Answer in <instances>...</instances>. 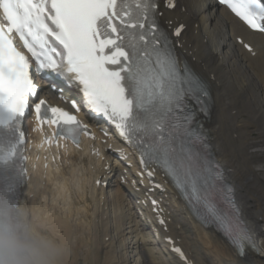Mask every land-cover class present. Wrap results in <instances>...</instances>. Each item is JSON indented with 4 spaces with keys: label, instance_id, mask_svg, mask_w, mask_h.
Masks as SVG:
<instances>
[{
    "label": "snow or ice",
    "instance_id": "1",
    "mask_svg": "<svg viewBox=\"0 0 264 264\" xmlns=\"http://www.w3.org/2000/svg\"><path fill=\"white\" fill-rule=\"evenodd\" d=\"M219 3L250 29L264 32V0ZM164 6L175 8V0H164ZM158 8L159 0H0V205L19 206L18 187L25 174L16 163L24 144L21 118L29 97L37 95L29 56L17 48L18 39L37 71L51 69L76 82L87 107L114 125L142 163L163 167L244 257L246 245L255 246L239 220L231 189L218 186L222 174L202 167L192 147L202 138L191 130L194 114L186 110L185 99L191 94L198 100L207 97V89L179 68L168 34L158 23ZM182 28L176 27L177 37ZM44 104L35 103L37 122L57 129L45 143L71 139L78 145L81 131L89 135L76 116L57 107L42 111ZM217 192L230 208L215 206ZM175 251L183 257L179 248Z\"/></svg>",
    "mask_w": 264,
    "mask_h": 264
},
{
    "label": "bare ground",
    "instance_id": "2",
    "mask_svg": "<svg viewBox=\"0 0 264 264\" xmlns=\"http://www.w3.org/2000/svg\"><path fill=\"white\" fill-rule=\"evenodd\" d=\"M167 18L173 25L175 19L183 20L187 25L180 50L181 59L188 62L209 88L212 103L207 128L213 151L224 165L226 179L235 187L255 247L240 262L229 247L212 232L194 223L184 208L172 199L167 203L172 220L170 229L175 231L174 237L180 240L194 264H264V171L252 167L258 158L250 152L264 147V47L257 52L255 60L246 61L231 41L239 36L251 39L252 35L208 0H176L175 11ZM80 163L75 161L73 165ZM36 167L40 169L39 165ZM64 167L58 174L61 192L55 193V199L60 197L64 205V218H59L58 212L61 211L57 210L55 203L46 201L44 192L38 191L42 189L40 172L33 173L34 187L29 190L28 186L21 203L22 207L31 211L46 236L65 244L67 251L63 264L77 263L74 259L76 255L73 258L72 254H76L74 251L78 243L80 248L82 244L86 246L83 234L78 235L79 231L76 234L74 227L70 226L72 208L81 207V202L75 203V200L84 202L82 210L87 213L84 222L89 232L86 264L172 263L161 259L156 249L142 239L132 216L125 214L123 195L114 190L110 199L113 232L117 240L123 239L122 245L117 248L110 238L109 228L102 226L99 231V225L96 228L93 224L96 214L104 212L107 204L106 197L101 199V194L92 185L98 177L97 172L90 166L86 167L84 187L80 190L79 187L69 186V168ZM30 195L34 196V200L27 199ZM53 210L52 214L50 211ZM107 216L108 213H101V219ZM100 233L103 234L102 239L99 238ZM130 247H133L132 252L128 251Z\"/></svg>",
    "mask_w": 264,
    "mask_h": 264
},
{
    "label": "clouds",
    "instance_id": "3",
    "mask_svg": "<svg viewBox=\"0 0 264 264\" xmlns=\"http://www.w3.org/2000/svg\"><path fill=\"white\" fill-rule=\"evenodd\" d=\"M41 227L30 210L0 205V264H63L65 244Z\"/></svg>",
    "mask_w": 264,
    "mask_h": 264
},
{
    "label": "rangeland",
    "instance_id": "4",
    "mask_svg": "<svg viewBox=\"0 0 264 264\" xmlns=\"http://www.w3.org/2000/svg\"><path fill=\"white\" fill-rule=\"evenodd\" d=\"M262 158H264V156H263ZM258 159H259V160H263V159H261V157H258ZM256 163H257V162H256ZM253 166H254V167H259V166H256L255 163L252 165V167H253ZM254 167H253V168H254ZM260 168H264V166H261ZM254 169H255V168H254ZM257 170H258V169H257ZM47 176H48V175H47ZM46 182H47V181H46ZM41 188H42V186H41ZM79 188H80V187H79ZM80 190H81V188H80ZM55 198H56V197H55ZM79 198H81V197H79ZM56 201H61V200H60V197L57 198ZM49 203H50V202H49ZM51 204H52V203H51ZM60 204H61V203H60ZM52 206H53V205H52ZM54 206H56V204H55ZM63 206H64V205H63ZM63 206H62V207H63ZM56 207H57V206H56ZM57 210L61 211L58 207H57ZM50 212L53 214V213H54V210H53V211H50ZM62 212H63V211H62ZM58 213H59V212H58ZM58 216H59V215H58ZM73 216H74V215H73ZM63 218H64V216H63ZM70 226H71V227H72V226L74 227V228H73V227H72V228L75 229V233H76V234H77L78 231H79V232H78V235L83 234L82 238H83V240H84V243L86 244L85 247H84V244H82L83 247L80 248V247H79L80 244L78 243V246H77V248H76L77 250L74 251V252H76V254L73 253L72 256H73V258H74V255H76L74 259H75V261L77 262V259H76V258L78 257L77 254H79V253H77V252H81L80 254L83 256V258H81V259H83V263H82V262H81V263H82V264H86V261H85V260H86V259H85V257H86V252H84V250H85V248L87 247V243H88V233H89V232H88V229L85 228V230H83V228H82V227H83L82 224H76V225H73L72 222L70 223ZM84 231H86V233H85ZM80 246H81V245H80ZM78 248L81 249V251H80ZM87 249H88V247H87ZM81 259H80V260H81ZM80 260H79V261H80ZM79 261H78L77 263H75V264H79Z\"/></svg>",
    "mask_w": 264,
    "mask_h": 264
}]
</instances>
